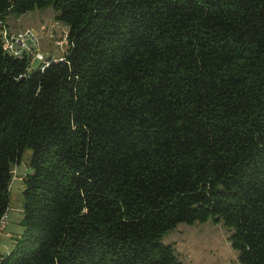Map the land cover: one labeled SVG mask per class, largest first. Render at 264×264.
<instances>
[{"label":"trees","instance_id":"1","mask_svg":"<svg viewBox=\"0 0 264 264\" xmlns=\"http://www.w3.org/2000/svg\"><path fill=\"white\" fill-rule=\"evenodd\" d=\"M51 6L64 55L6 53ZM0 220L26 148L22 231L0 264H182L164 234L211 219L264 264V0H0Z\"/></svg>","mask_w":264,"mask_h":264},{"label":"rangeland","instance_id":"2","mask_svg":"<svg viewBox=\"0 0 264 264\" xmlns=\"http://www.w3.org/2000/svg\"><path fill=\"white\" fill-rule=\"evenodd\" d=\"M5 26L12 39L29 32L24 51L31 60L30 68H36L40 63L37 53L41 59L48 60L67 51V27L55 19L51 6L20 15L9 14ZM30 155L31 150L26 148L20 164L12 169L9 204L0 220V256L12 248L14 238L22 231V180L29 170ZM230 234L231 229L222 222L208 219L194 224L178 223L164 234L162 241L172 246L182 264H238V252L231 246Z\"/></svg>","mask_w":264,"mask_h":264},{"label":"built area","instance_id":"3","mask_svg":"<svg viewBox=\"0 0 264 264\" xmlns=\"http://www.w3.org/2000/svg\"><path fill=\"white\" fill-rule=\"evenodd\" d=\"M1 23L2 22L0 21V24ZM27 33L29 34V32ZM27 33H23L21 36L17 37L16 39H12L11 35H9L6 30V26L3 25V28L1 30V36H2V46L4 51L9 55L18 58L24 57L25 55L29 56L27 53H25L26 51H24L26 49L25 45H26ZM36 57L40 58L39 60L41 65L40 69H43L47 65L48 60L41 59L42 56L39 53L36 54Z\"/></svg>","mask_w":264,"mask_h":264}]
</instances>
